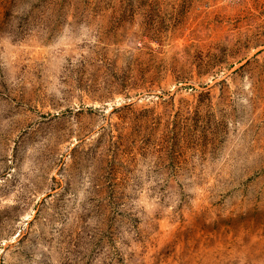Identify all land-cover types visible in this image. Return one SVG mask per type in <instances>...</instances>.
Returning <instances> with one entry per match:
<instances>
[{"label": "rangeland", "instance_id": "rangeland-1", "mask_svg": "<svg viewBox=\"0 0 264 264\" xmlns=\"http://www.w3.org/2000/svg\"><path fill=\"white\" fill-rule=\"evenodd\" d=\"M0 264H264V0H0Z\"/></svg>", "mask_w": 264, "mask_h": 264}]
</instances>
